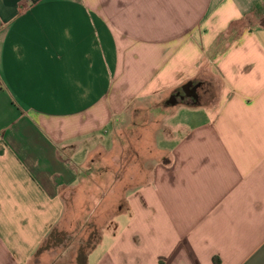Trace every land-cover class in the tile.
I'll list each match as a JSON object with an SVG mask.
<instances>
[{"label": "crops", "instance_id": "obj_1", "mask_svg": "<svg viewBox=\"0 0 264 264\" xmlns=\"http://www.w3.org/2000/svg\"><path fill=\"white\" fill-rule=\"evenodd\" d=\"M206 61L217 97L174 105L185 134L125 195L97 264H264V0H0V264H29L55 233L103 168L90 143L158 112Z\"/></svg>", "mask_w": 264, "mask_h": 264}, {"label": "rangeland", "instance_id": "obj_2", "mask_svg": "<svg viewBox=\"0 0 264 264\" xmlns=\"http://www.w3.org/2000/svg\"><path fill=\"white\" fill-rule=\"evenodd\" d=\"M245 24L237 26L239 31ZM200 78L194 81L199 101L183 99L192 105L211 102L218 95L220 81L207 61L202 65ZM170 98L156 113H134L132 119L125 118L114 132L105 136L109 138L104 145L100 142L102 138L89 144V163L100 161L98 165L103 168L86 170L81 186L65 199L66 213L55 233L42 244L29 264H88V256L99 244L103 230L111 226L119 207H124L125 195L147 182L158 164L169 161V154L162 146L173 138L172 130L177 131V137L185 134L183 120L189 110L182 105L168 104ZM163 115H167L166 120ZM112 179L114 189L109 186L104 190V182L108 186ZM105 243H110V238ZM98 253L97 250L91 253L89 264H97Z\"/></svg>", "mask_w": 264, "mask_h": 264}, {"label": "trees", "instance_id": "obj_3", "mask_svg": "<svg viewBox=\"0 0 264 264\" xmlns=\"http://www.w3.org/2000/svg\"><path fill=\"white\" fill-rule=\"evenodd\" d=\"M243 23H244L243 21L233 23L230 26L229 30L226 32V34H223L218 38L213 48V54L223 51L224 49H226L227 44L232 43L241 36L243 30L246 28V24L240 26L242 28V30L240 31H239L240 28L239 27L237 28V26Z\"/></svg>", "mask_w": 264, "mask_h": 264}, {"label": "water", "instance_id": "obj_4", "mask_svg": "<svg viewBox=\"0 0 264 264\" xmlns=\"http://www.w3.org/2000/svg\"><path fill=\"white\" fill-rule=\"evenodd\" d=\"M182 91H183V93L185 94V96L187 98H194V99H197L198 98L196 89L193 87V82H188L187 84H185L182 87ZM178 101H179L178 98L175 97V96H173L168 101V104L177 105L178 104Z\"/></svg>", "mask_w": 264, "mask_h": 264}, {"label": "flooded vegetation", "instance_id": "obj_5", "mask_svg": "<svg viewBox=\"0 0 264 264\" xmlns=\"http://www.w3.org/2000/svg\"><path fill=\"white\" fill-rule=\"evenodd\" d=\"M193 87L196 89V92H197V95H198V98L197 99H194V98H188V99H191L192 101H194V102H198L199 101V91H198V86L193 82ZM173 96H175V97H177L178 98V100H183V99H186L187 97L185 96V94L183 93V91H180V90H178V91H175L172 95H171V97H173Z\"/></svg>", "mask_w": 264, "mask_h": 264}]
</instances>
